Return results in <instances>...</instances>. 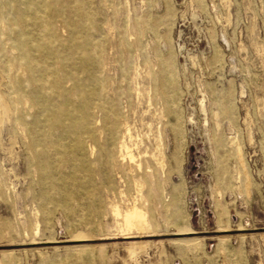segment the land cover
<instances>
[{"label": "rangeland", "instance_id": "1", "mask_svg": "<svg viewBox=\"0 0 264 264\" xmlns=\"http://www.w3.org/2000/svg\"><path fill=\"white\" fill-rule=\"evenodd\" d=\"M102 6L95 19L103 26L106 75L113 80V100L118 99L130 123L136 100L128 79H121L118 41L135 18L153 21L163 18L166 7L171 11L157 27V39L146 33L141 43L158 46L163 57L171 54L174 61L182 167L170 183L181 191L179 221H173L171 210L157 214L143 237L127 238L79 188L81 197L68 202L74 219L57 209L48 228L40 224L33 231L29 220L35 215L40 220L32 200L36 179L20 134L5 123L0 128V261L1 253L11 252L7 264H264V0H104ZM140 48L132 49L138 64L142 67L145 58L153 64V56ZM5 83L0 78L1 92ZM225 94L231 96L230 119L213 104L215 95ZM176 119H169V125ZM215 137L221 147L214 145ZM162 138L169 159L172 137L164 129ZM229 140L241 148L251 181L249 198L230 181L237 162ZM220 170L229 182L217 181ZM95 183L100 189L99 179ZM212 193L227 214L224 232L218 231ZM218 237L228 238L226 255L215 253ZM181 240H198L199 249L173 244ZM133 242L144 246L135 262L127 254Z\"/></svg>", "mask_w": 264, "mask_h": 264}, {"label": "bare ground", "instance_id": "2", "mask_svg": "<svg viewBox=\"0 0 264 264\" xmlns=\"http://www.w3.org/2000/svg\"><path fill=\"white\" fill-rule=\"evenodd\" d=\"M103 1L0 0V78L6 81L0 91V128L9 123L11 131L20 134L27 166L36 179L32 200L40 220L35 215L28 222L35 232L40 224L49 227L54 210L74 219L68 202L81 197L79 188L86 189L85 197L96 201L113 229L127 238L143 237L157 214L171 210L173 221H179L181 191L170 183L172 176L179 178L182 167L174 61L171 54L163 57L158 46L141 43L146 33L157 39V27L171 11L166 7L163 18L153 21L135 18L118 41L121 79H128L136 100L130 123L122 116L118 99L113 100V80L106 75L103 26L95 19ZM131 37L134 43H129ZM139 47L153 56L154 65L147 58L142 67L138 64L132 49ZM215 96L214 106L230 119L231 96ZM200 107L205 114L202 102ZM171 118L176 121L169 125ZM164 129L173 142L169 159ZM213 143L221 147L216 137ZM227 146L237 162L230 181L249 198L251 181L241 148L234 140ZM217 181L229 182L224 170ZM211 200L218 231L224 232L227 214L213 193ZM197 241L173 244L193 252L199 249ZM228 244V238L218 237L215 253L226 255ZM143 248L129 243V260L135 262ZM10 255L1 253L0 264L9 263Z\"/></svg>", "mask_w": 264, "mask_h": 264}]
</instances>
